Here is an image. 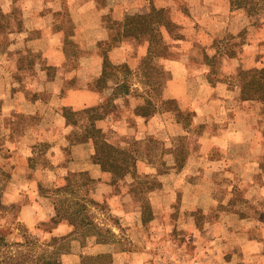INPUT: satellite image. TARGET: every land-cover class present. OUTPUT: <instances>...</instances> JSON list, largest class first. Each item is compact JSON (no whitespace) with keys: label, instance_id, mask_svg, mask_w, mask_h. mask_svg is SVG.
<instances>
[{"label":"crops","instance_id":"obj_1","mask_svg":"<svg viewBox=\"0 0 264 264\" xmlns=\"http://www.w3.org/2000/svg\"><path fill=\"white\" fill-rule=\"evenodd\" d=\"M236 1L0 0V141L24 224L52 222L48 191L76 177L122 224L183 230V264H264V13ZM104 141L133 166L103 168ZM57 219L64 264L109 250Z\"/></svg>","mask_w":264,"mask_h":264},{"label":"trees","instance_id":"obj_2","mask_svg":"<svg viewBox=\"0 0 264 264\" xmlns=\"http://www.w3.org/2000/svg\"><path fill=\"white\" fill-rule=\"evenodd\" d=\"M236 2L238 8L244 7L247 8L249 12H252L248 7H250L249 5L252 4L254 0H237ZM252 73L253 74L251 75L248 85H259V79H256V71L255 73ZM148 105L149 106L147 108H143V110H141L145 114L152 111V103L149 102ZM95 134L97 135L98 133ZM100 146L101 149H99L96 160L103 166V168L114 172H120L133 166V159L131 155H126L125 153L119 151L114 145L108 144L107 142L101 144ZM48 192L51 193V197L54 199L56 212L54 218H65L74 221L73 213L76 214L75 208L72 207L65 197L61 200L55 199L53 195L58 196L60 194H67L72 195L73 197H78L79 193L76 188V177H70L65 186L55 188ZM7 194L8 190L6 191V189H0V216L5 217L14 211L13 224L16 229L21 232V238L11 240L9 236L12 234V231H6L3 228H0V264H64L63 255L69 252V248L67 249V246L70 244V239L68 237L53 236L50 240H42L41 238L33 235L29 231L30 227L28 228V226L19 219L21 209L20 202L11 200ZM85 197L86 196L82 198ZM91 202L96 204L93 200H91ZM79 211H83L85 213L86 207L84 206ZM71 213L73 214L72 218L69 217ZM66 214L69 216H66ZM94 224L96 223L89 218L87 221L81 222V224L76 227L78 235L79 232H82L81 236H83V233L84 235L86 233L85 238H88L89 235H91L90 228L94 227V230L96 229ZM94 230L92 231V234ZM105 233L108 235H97V239H95L94 242L98 244H109L110 238H113V241L117 239V235L112 229H106ZM84 242L85 241H81L82 245L84 244L83 248L87 246ZM80 256V264H115L113 254L107 252L92 254L90 250L85 249Z\"/></svg>","mask_w":264,"mask_h":264},{"label":"rangeland","instance_id":"obj_3","mask_svg":"<svg viewBox=\"0 0 264 264\" xmlns=\"http://www.w3.org/2000/svg\"><path fill=\"white\" fill-rule=\"evenodd\" d=\"M249 9H251V13L255 16L254 19L257 18L258 13H264V0H254L252 4L249 5ZM257 84H253L251 86V90H254L256 88ZM159 98V97H158ZM157 98V99H158ZM171 107H174V102H170L169 104ZM3 145L0 141V189H6L8 186H10L12 183L11 180H13L12 174L10 171L12 169L8 167H5V162L9 155H3L4 152L2 151ZM12 168H14L12 166ZM11 175V176H10ZM9 176V177H8ZM18 182L15 181V184ZM45 193V191L43 192ZM30 193H27V196L30 197ZM47 194V192H46ZM50 194V193H49ZM147 192L142 195L144 202H147L148 196ZM55 199H63L65 197L69 203L77 201L78 206L75 208L76 214H74V221L79 219V216L81 217L78 221V226L81 224V221L85 222L89 218L90 220H93L96 229L90 228L89 237L85 238V235L82 232H79V238L81 241H85L84 243L87 245L85 248L91 245V243L94 242L95 239H97V235L105 234L106 236L108 234L105 233L106 229H113L114 225H119L122 229L121 237H117L115 241H113V238H110L109 241V250L107 253L113 254L115 264H133V260H125V258L117 255L120 251H133L138 250L142 248H148L149 246L151 248H156L157 253L159 256L156 257V264H183V230H179L175 228L173 232H171L170 235H164L159 236L160 238H155V229L151 226H145L141 227L137 224L127 225L122 224L119 219H117L114 214L111 212V207H109L106 203L96 202L92 203L89 197L82 198L73 197L72 195H65L60 194L58 196H55ZM26 197L25 200L27 201L29 198ZM60 200V201H61ZM86 207V212L79 211L83 207ZM79 212V214H78ZM175 216H179L180 210H176L173 212ZM73 214L67 215L70 218L73 217ZM145 214L148 216H153V210L149 208L145 209ZM88 216V218H87ZM14 211L5 217L0 216V228H3L6 231H12V234L9 236L11 240H17L20 239L21 232L16 229V227L13 224L14 221ZM87 218V219H86ZM53 222H47L42 223L39 225H36L35 227H28L29 231L35 235L36 237L41 238L42 240H50L51 237L49 231L55 226L53 223H57L58 219H53ZM117 222V223H116ZM94 230L93 234L92 231ZM102 230V231H101ZM88 234V233H87ZM55 237H59L56 236ZM89 239V240H87ZM84 245V244H83ZM71 249V242L69 246H67V249ZM94 254V253H92ZM116 254V255H115ZM91 255V254H90ZM161 256V257H160ZM162 258L163 260L159 259ZM81 261V257L79 259ZM73 263V262H71Z\"/></svg>","mask_w":264,"mask_h":264}]
</instances>
